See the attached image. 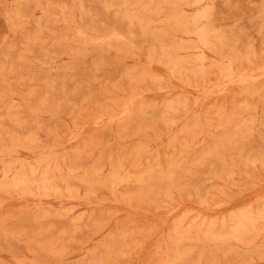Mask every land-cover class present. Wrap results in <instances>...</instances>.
<instances>
[{
  "label": "rangeland",
  "instance_id": "obj_1",
  "mask_svg": "<svg viewBox=\"0 0 264 264\" xmlns=\"http://www.w3.org/2000/svg\"><path fill=\"white\" fill-rule=\"evenodd\" d=\"M0 264H264V0H0Z\"/></svg>",
  "mask_w": 264,
  "mask_h": 264
}]
</instances>
